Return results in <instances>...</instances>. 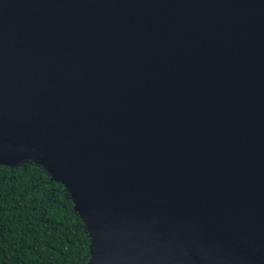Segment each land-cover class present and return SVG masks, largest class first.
<instances>
[{
    "label": "water",
    "instance_id": "1",
    "mask_svg": "<svg viewBox=\"0 0 264 264\" xmlns=\"http://www.w3.org/2000/svg\"><path fill=\"white\" fill-rule=\"evenodd\" d=\"M30 160L89 264H264V0H0V164Z\"/></svg>",
    "mask_w": 264,
    "mask_h": 264
},
{
    "label": "trees",
    "instance_id": "2",
    "mask_svg": "<svg viewBox=\"0 0 264 264\" xmlns=\"http://www.w3.org/2000/svg\"><path fill=\"white\" fill-rule=\"evenodd\" d=\"M91 237L66 186L32 160L0 164V264H89Z\"/></svg>",
    "mask_w": 264,
    "mask_h": 264
}]
</instances>
